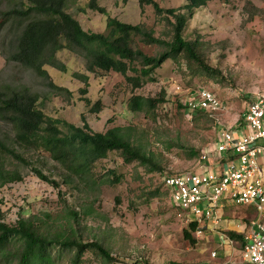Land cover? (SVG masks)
Wrapping results in <instances>:
<instances>
[{
  "label": "rangeland",
  "instance_id": "374dc122",
  "mask_svg": "<svg viewBox=\"0 0 264 264\" xmlns=\"http://www.w3.org/2000/svg\"><path fill=\"white\" fill-rule=\"evenodd\" d=\"M89 1L68 0L67 7L86 32L106 33L110 17L144 25L162 40L172 38L171 27L164 16L157 17L151 5L141 7L137 0H97L106 10L101 14L89 9ZM155 1L164 9H179L187 4L186 0ZM14 5V0H0V91L27 87L41 96L42 109L48 117L80 127L87 123L95 132L122 128L127 139L154 155L162 171H149V167L135 161L126 163L120 151H113L96 162L86 183L69 185L61 178L65 171L49 153L16 145L12 126L0 120V139L30 162L25 165L0 153V165L22 175L21 181L0 186L2 219L14 224L22 213L45 220V214H65L74 209L81 214L75 236L102 243L112 256L105 260L87 250L79 264H202L205 257L211 258L212 249H217L213 243L197 238L195 232L186 238L187 218L171 201L162 176L197 170L205 163L201 159L204 152L214 147L219 129L207 114L188 115L178 106L181 96L173 90L177 85L189 93L206 87L223 103V122L232 126L239 123L248 97L264 90V0H214L194 10L191 16L185 12V39L198 42L200 56L222 77L204 74L195 62L183 57L165 61L151 75L153 81L139 72H128L129 76L114 71L92 74L83 57L61 50L56 57L66 65V73L52 66L45 69L56 85L71 92L62 96L51 93L46 80L33 70L9 59L17 30L5 13ZM133 41L149 56H158L164 50L160 45L142 42L139 36H134ZM84 76L89 77L88 82ZM131 76L141 79L140 87L129 80ZM163 91L164 102L155 110H129L133 96L159 98ZM192 149L199 152L198 157L190 156ZM33 168L41 169L60 185L42 180ZM203 244L208 247L205 252ZM60 264L71 263L65 258Z\"/></svg>",
  "mask_w": 264,
  "mask_h": 264
},
{
  "label": "trees",
  "instance_id": "16d2710c",
  "mask_svg": "<svg viewBox=\"0 0 264 264\" xmlns=\"http://www.w3.org/2000/svg\"><path fill=\"white\" fill-rule=\"evenodd\" d=\"M14 1V7L5 13L17 30L12 42L14 51L9 59L46 80V86L55 96L71 93L67 88L56 85L45 69L52 66L66 73V65L56 57L61 50H70L83 57L87 71L92 74L114 71L129 76L128 72H139L142 77H151L165 61L183 57L195 62L197 69L204 74L222 77L221 72L211 68L200 56L198 42L187 41L184 37L187 16L214 0H186L187 4L179 9H164L155 0H137L141 7L151 5L157 17L164 16V21L171 27L170 41L155 37V33L144 25H131L110 17H107L106 33L86 32L68 13V0ZM88 7L106 14L97 0H90ZM134 36H139L146 44L162 46L163 52L158 56L145 54L134 45ZM84 77L88 82L89 77ZM148 79L153 81L152 77ZM129 80L136 87L141 86V79L137 76H131ZM165 95L163 91L159 98L133 96L128 108L131 112H141L146 108L155 110L157 104L164 102ZM41 99L27 87H7L0 91V120L12 126L16 145L24 150L49 153L65 171L61 176L64 183H86L96 162L113 151H120L126 163L135 161L149 167V171H162L154 155L127 139L122 128L95 132L87 123L80 127L48 117L42 109ZM178 106L183 108L181 103ZM0 153L30 165L23 154L1 139ZM190 156L198 157L199 152L192 149ZM33 171L53 186L60 185L41 169L33 168ZM21 180L22 175L18 171L7 170L0 165V186ZM2 218L0 210V264H60L65 258L71 264H79L87 250L94 251L105 260L112 259L111 252L102 243L75 236V226L80 224L81 214L74 209L65 214H45V220L39 215L25 217L21 213L14 224L6 223ZM196 229L197 223H189L184 230L186 238H190ZM230 237L236 236L231 233ZM67 253L73 255L67 256Z\"/></svg>",
  "mask_w": 264,
  "mask_h": 264
},
{
  "label": "built area",
  "instance_id": "2783aa9c",
  "mask_svg": "<svg viewBox=\"0 0 264 264\" xmlns=\"http://www.w3.org/2000/svg\"><path fill=\"white\" fill-rule=\"evenodd\" d=\"M180 85L173 92L181 96L180 103L188 115L207 114L218 126V139L201 159L205 162L193 172L166 174L162 183L173 204L186 216L187 224L197 223L195 234L203 235L210 221L221 219L217 210L229 206H254L256 213L264 211V90L248 97L241 118L243 124L229 126L222 120L223 103L206 87L189 93ZM221 161V169L211 168L212 157ZM215 164V161H214ZM242 224H237V229ZM230 245L235 241L228 237ZM241 261L232 264H264V223L253 220L243 235ZM212 258L217 252L211 253ZM124 264H146L128 261Z\"/></svg>",
  "mask_w": 264,
  "mask_h": 264
},
{
  "label": "crops",
  "instance_id": "0c3cea01",
  "mask_svg": "<svg viewBox=\"0 0 264 264\" xmlns=\"http://www.w3.org/2000/svg\"><path fill=\"white\" fill-rule=\"evenodd\" d=\"M243 123L239 121L235 123L236 126L240 127ZM233 125V126H235ZM232 126V125H229ZM215 160L210 165L213 169H221V161L218 160L217 156L214 155ZM215 161V164H214ZM261 166L264 170V157L260 159ZM254 206H229L224 204V207L217 210V215L221 219L217 223L210 221L208 226L205 228L203 235L197 238H203L208 243H213L215 248L212 251L217 252L216 258H207L203 260L202 264H232L241 261V249L243 244V235L250 221L260 220L264 223V211L262 214L256 213ZM241 223L242 227L237 229V224ZM235 234L236 237H230V234ZM228 237L235 241L234 245H230ZM202 250L207 251L208 247L206 244L202 245ZM211 251V252H212ZM220 257V258H218Z\"/></svg>",
  "mask_w": 264,
  "mask_h": 264
}]
</instances>
